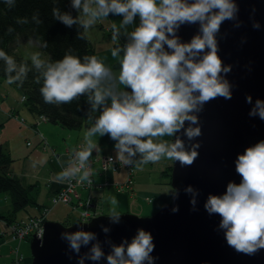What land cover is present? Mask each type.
<instances>
[{
    "label": "clouds",
    "instance_id": "clouds-1",
    "mask_svg": "<svg viewBox=\"0 0 264 264\" xmlns=\"http://www.w3.org/2000/svg\"><path fill=\"white\" fill-rule=\"evenodd\" d=\"M4 3L11 9L16 0ZM71 7L78 15L62 12L59 7H54L52 14L65 26L82 29L78 32L81 39H86L87 30L110 13L122 16L119 25L111 24L112 41L125 38L123 45L116 43L111 49L112 58L119 63L118 73L96 55L81 58L71 49L55 61L34 52L31 67L27 60L17 64L0 50L8 84L23 86L28 73L35 70V83L42 84L45 103L60 105L87 96L91 126L84 143L72 149L53 182L93 183L90 158L94 150L100 151L94 139L97 135H108L115 142V157L109 156L107 164L140 167L166 158L190 167L201 146L196 139L202 134L198 114L212 100H230L233 95L234 86L227 78L232 65L225 64L219 54L217 36L225 21H232L236 28L241 26L237 0H71ZM32 20L41 23L38 14ZM28 22L27 18L17 20L20 24ZM186 25L197 26L187 41L179 35ZM252 27L259 29L261 25L252 19ZM42 47L47 44L42 43ZM245 101L251 106L249 117L264 121V99L246 95ZM37 163L33 160L30 166L35 169ZM234 163L240 181L229 180L221 194L209 193L204 209L209 216L219 217L217 231H223L230 248L254 256L264 249V139L238 153ZM184 192L190 196L191 210L196 211L199 189L189 184ZM163 194L176 200L179 189ZM111 203L116 205L114 197ZM171 211L178 212L179 206L174 204ZM106 217L110 224H119L122 215L113 207ZM100 227L105 234L103 242L96 232L82 226L60 233L69 253L76 255L77 264H98L102 260L106 264H155L151 231L138 227L130 239L124 237L115 243L108 235L111 228L104 224ZM103 244L110 249L107 253ZM82 248L87 250L82 253Z\"/></svg>",
    "mask_w": 264,
    "mask_h": 264
},
{
    "label": "water",
    "instance_id": "water-1",
    "mask_svg": "<svg viewBox=\"0 0 264 264\" xmlns=\"http://www.w3.org/2000/svg\"><path fill=\"white\" fill-rule=\"evenodd\" d=\"M237 3L241 26L236 28L232 21H225L217 36L219 54L225 64L232 65L227 78L234 86L233 95L230 100H212L198 114L202 134L196 138L201 146L195 162L190 167H181L173 161L171 185L174 190L179 189L178 199H170L149 216L122 213L119 224H110L106 214L93 217L85 225H78L84 222L65 225L47 219L43 238L31 240V264H77L76 255L69 253L60 233L82 226L96 232L103 242L102 224L111 228L108 235L115 243L124 237L130 239L138 227L151 231L155 264H264V249L248 256L230 248L223 231H217L219 217L209 216L204 209L209 193L221 194L229 180L240 181L235 172L237 154L264 139V121L249 117L251 106L245 101L246 95H252L254 100L264 99V0H237ZM252 19L259 21V29L252 27ZM196 30L195 25L182 26L179 35L187 41ZM183 138L187 143V138ZM189 184L199 189L196 211L191 210L190 196L184 192ZM174 204L179 206L175 213L171 211ZM103 247L106 253L110 250L107 244ZM86 250L82 248L81 252Z\"/></svg>",
    "mask_w": 264,
    "mask_h": 264
},
{
    "label": "crops",
    "instance_id": "crops-1",
    "mask_svg": "<svg viewBox=\"0 0 264 264\" xmlns=\"http://www.w3.org/2000/svg\"><path fill=\"white\" fill-rule=\"evenodd\" d=\"M113 22H115L117 25L120 23L119 20H114L112 15H110V24ZM96 24L103 29L101 31H105V34H103L102 37L106 38V32L112 33L110 25H105L99 20ZM116 42H114L111 47H106L104 49L107 51L106 55L95 50L94 45L93 48L97 57L104 60L101 55L105 57L110 56V59L112 60L111 62H115L114 65L119 67L118 61H115L116 59L112 58L111 56V49L114 47ZM107 59L108 57L105 60ZM6 97L7 94L0 97V141L3 143L5 150L11 154V157L14 160L11 165L12 174L19 178L24 185H33L31 193L38 204H40L33 205V207L30 208V211L28 212L33 214L36 213L38 209H42L44 206H49L51 204L52 194L63 187L64 183H55L53 182V178L62 170L61 165H66L72 149H78L79 146L84 143V135L89 127L85 125L79 129H69L59 124L47 121L42 122L39 126L40 128H37V131L31 129L30 127L19 130L16 126V123L13 121L15 118L10 116V114L12 112H19L21 108L20 106L23 105L19 106L16 104L18 107H14V105L9 102L8 97L7 99ZM26 110L28 111L27 107ZM30 114L33 117H29L30 120H32L30 124L34 125L37 122L38 116L32 114L31 112ZM6 117L9 118L5 120ZM15 132L20 133L21 140H17V138H19L18 134L14 136ZM41 134L45 137L50 146L55 149L56 154H53L49 148L47 150L42 149L40 144L41 138L44 137H41ZM28 136H31L30 140H27ZM94 139L98 140L100 151L96 152L94 150L90 160L101 158L106 155L115 157V142L110 139L108 135H104L102 137L97 135L94 137ZM164 139L173 138L165 137ZM28 142H31L32 144L29 145ZM33 160L38 162L35 169L30 166V162ZM172 164V160L165 158L159 163H149L147 165L138 167V171H136V180L134 181L132 186L133 190L131 192L127 190H118L114 185L111 184H100L106 180L110 183L125 181L127 178V172L124 167L118 171L109 169L104 173H95V185L91 188L87 187L81 189V193L83 197L91 195L92 204L94 205L97 215L106 214L105 212L110 214V210L115 207L120 213L131 212L134 214H139L140 216H149V214L155 212L166 203V198L170 197L163 194L171 189L170 178L164 171ZM112 197L116 199V205L111 203ZM58 206L52 208L47 218L51 217L50 220L62 223L68 220L75 221L78 218V216H75V212L77 211L73 210L72 207L62 205V208H60V210L57 212L56 208ZM1 207L2 206H0V209ZM4 209H6L7 212L11 210V208ZM25 212V214L21 215L19 213L17 218L20 219L22 217H27L29 213L27 211ZM0 214L4 215L3 211H0ZM3 239L4 238L0 237V264H11V260L14 256V253H12V248H14L17 243L15 244L12 240V243H9L11 242L9 240L4 242ZM25 243L26 241L20 244L19 250L26 257L27 262H30L29 259L31 257L32 263V256L30 255V252H27L25 247L22 250Z\"/></svg>",
    "mask_w": 264,
    "mask_h": 264
},
{
    "label": "trees",
    "instance_id": "trees-1",
    "mask_svg": "<svg viewBox=\"0 0 264 264\" xmlns=\"http://www.w3.org/2000/svg\"><path fill=\"white\" fill-rule=\"evenodd\" d=\"M54 7H59L62 12H70L73 16L78 15L76 10L71 7V0H16L15 6L11 9L4 3V0H0V50H4L9 56H12L17 64L27 60L29 67H31V60L25 57L19 48L23 40L36 41L47 55L46 60L62 59L69 49L81 58L84 55H96L87 34L86 39L78 37V32L82 29L76 25L67 27L53 17L52 10ZM34 14H38L40 24H36L32 20ZM20 18H27L29 22L27 24L17 23ZM9 28H12L13 31L9 32ZM124 42L125 38L121 37L116 43L123 45ZM42 43H46L47 47H42ZM36 75L35 70L30 71L23 86L14 83L21 91L22 96L25 97L23 103L32 114L44 115L51 123L69 129H79L85 125L91 126V122L88 120L90 104L86 95L80 96L71 103L60 105L45 103L40 92L42 84L35 83ZM3 79H7V76L5 74V64L0 60V84ZM49 149L53 154H56L52 146ZM13 161L11 154L5 150L3 143L0 141V193L8 192L11 195V210L6 215L0 214V222L3 227H7L6 230H8V227L18 226L22 221L38 218L45 213L46 209L51 211L56 205H70L62 203L54 205L52 197L56 194L55 192L51 196L49 206L38 209L36 213H29L28 211L33 205L40 204L31 193L33 185H24L19 178L12 174L11 165ZM164 172L168 174L171 183L172 165L168 166ZM170 199L171 197L166 198L165 202ZM20 211H27L29 215L18 219L17 216ZM76 211L78 218L75 221L68 220L63 224L71 225L80 222L79 212ZM1 237L4 238V234ZM28 239L30 238L25 239V241H28ZM29 261L27 262L26 259V264L31 263V257Z\"/></svg>",
    "mask_w": 264,
    "mask_h": 264
},
{
    "label": "rangeland",
    "instance_id": "rangeland-1",
    "mask_svg": "<svg viewBox=\"0 0 264 264\" xmlns=\"http://www.w3.org/2000/svg\"><path fill=\"white\" fill-rule=\"evenodd\" d=\"M110 15H112V14L110 13L108 18H102L99 21H101L105 25H110V27H111V24H110ZM112 17L116 21L117 20H119V21L122 20V16L112 15ZM138 22H139V20H138V17H137L136 23H138ZM101 30H103V29L99 25L95 24L94 26H92L90 29L87 30V36H88L89 40L91 41L92 46L94 45L95 50L100 51V53L106 55L107 54V51L104 50V49L106 47L107 48L108 47H111L114 42L111 39L112 33L106 32V35H105L106 38H104L102 36H103V34H105V31H101ZM19 48H20V51L23 53V55L25 57L29 58V59L31 57V54L34 53V52H40L42 59H46L47 58V55L45 54V52L43 51V49L40 47V45L36 41H33V40L24 41L23 40V41H21V44H20V47ZM101 50H103V51H101ZM101 57L104 60L108 57V59L105 60V62L108 64V66H110L113 69L114 72H117V73L119 72V67H117V66L114 65L115 62L114 63L111 62L112 60L110 59V56L105 57V56H102L101 55ZM115 61H118V60H115ZM6 94H7V97L9 99V102H11L12 105H14V107H18L16 104H18L19 106L20 105H23V106H20L21 107L20 110H19L20 113L19 112H17V113L15 112L19 117L12 116L13 118L16 119V120L14 119L13 121L16 123V126H17V128L19 130H23V129H26L27 127H30L31 129L37 131V128H40L39 126H40V124L42 122H47L48 121V120H45V119H42V118H38L39 117L38 116L37 117V122L34 125L30 124L31 121H32L29 118L31 116V114H30V111L29 110H28L29 112L26 110V106L23 103V101H24L23 100V97L24 96H22L21 91L17 87H15L14 83L13 84H8L7 83V79H3V82L0 84V97L3 96V95L5 96ZM7 97H6V99H7ZM17 100H20V101H17ZM40 117H41V115H40ZM8 118L9 117H6L5 120H7ZM22 118L25 119V123H22L23 122V121H21ZM31 118H33V117L31 116ZM17 134L19 135V138H17V140L18 139L21 140V136H20V133L19 132H15L14 136H16ZM41 137H44V136L41 134ZM30 139H31V136H28L27 140H30ZM25 141H26V139H25ZM28 144H29V142H28ZM40 146L42 147V149L47 150V147H44V144H43L42 140H41ZM162 169H164V168H162ZM113 171H118V169L113 170ZM137 171H138V167H137ZM98 174H100V173H98ZM136 175L137 174L135 173V175L133 176L135 180H136ZM94 179H95V177H94ZM123 182L124 181L116 182V183H119L120 184V183H123ZM100 184H102V182ZM63 186H64V184H63ZM170 188L173 190V187L171 186V183H170ZM61 189H59L58 191H60ZM0 206H2L1 209H0V211H3V213L6 215L8 212L4 208H11V195L8 192L0 193ZM56 206H58V205H56ZM68 206L72 207V209L75 210V211L78 209L77 207H74L73 205H68ZM60 208H62V205L61 206H58L56 208V211L58 212L60 210ZM91 210L93 212L92 215L94 217L101 215V214H98L97 215L96 210L94 208V205H92ZM158 210H156L155 212H152V213L149 212V213H151L149 215L155 214ZM148 211H151V210H148ZM50 212L51 211L47 212V214H49ZM19 213L21 215V214H25L26 212L25 211H20ZM105 213H106V215H109L107 212H105ZM128 213H131V212H128ZM75 216H77V212H75ZM144 216H148V215H144ZM50 218L51 217H49L47 219L50 220ZM80 222H81V219H80ZM5 228H7V227H3V224L0 222V237H1L2 234H4L3 241L4 242L6 240L11 241L12 234H10L9 233V230H6ZM31 240H32V238L28 239V241L26 240V243L24 244L22 250L25 247L26 251L27 252L29 251L30 252V255L32 256ZM24 241L25 240H23L22 242H24ZM13 242L16 244V242L14 240H13ZM22 242H21V244H22ZM9 243H12V241L9 242ZM13 251H14V248H12V253H14ZM13 259H14V257L11 260V264L13 262ZM27 264H29V263H27Z\"/></svg>",
    "mask_w": 264,
    "mask_h": 264
},
{
    "label": "built area",
    "instance_id": "built-area-1",
    "mask_svg": "<svg viewBox=\"0 0 264 264\" xmlns=\"http://www.w3.org/2000/svg\"><path fill=\"white\" fill-rule=\"evenodd\" d=\"M23 100H25V97H23ZM11 116H16L18 117L17 114L11 113ZM38 118H42L45 120H48V118L44 115L39 116ZM21 121L22 123H25V119L22 118ZM44 147L50 148V145L48 141L45 138H41ZM31 144V142H29ZM111 155H106L101 158H96V159H91L90 164H91V173H92V181L93 183L91 185H88L87 182H84L83 184H79L76 181H73L71 185L68 183H64V186L60 191H57L56 194L52 197V202L53 204H70L73 205L74 207H77L81 222H88L94 217L92 215V197L91 195L87 196L86 199H84L81 189L82 188H91L92 186L95 185L94 181V175L95 173H104L107 170H116V169H121L122 165H120L118 162L114 165L107 164V158ZM113 157V156H112ZM127 171V178L123 183H116L112 182L110 183L109 181H104L102 184L104 185H114L118 190L124 191H132L133 184H134V175L136 173V166L133 167H125ZM49 210L46 209L45 213L38 218L35 219H29L26 221L20 222L18 226H12L8 227L9 233L12 234L11 240L15 241L17 244L14 247V259L12 264H26V257L20 252L19 246L21 242L27 238H34L38 237L40 239L43 238L44 235V223L47 220V212Z\"/></svg>",
    "mask_w": 264,
    "mask_h": 264
},
{
    "label": "bare ground",
    "instance_id": "bare-ground-1",
    "mask_svg": "<svg viewBox=\"0 0 264 264\" xmlns=\"http://www.w3.org/2000/svg\"><path fill=\"white\" fill-rule=\"evenodd\" d=\"M136 171H137V167H136ZM106 172V171H105ZM127 172V171H126Z\"/></svg>",
    "mask_w": 264,
    "mask_h": 264
}]
</instances>
